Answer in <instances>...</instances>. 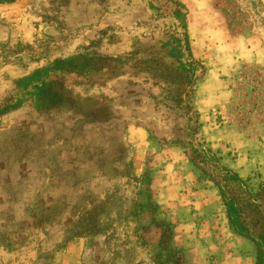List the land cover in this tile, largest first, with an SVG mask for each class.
I'll list each match as a JSON object with an SVG mask.
<instances>
[{
  "label": "rangeland",
  "instance_id": "374dc122",
  "mask_svg": "<svg viewBox=\"0 0 264 264\" xmlns=\"http://www.w3.org/2000/svg\"><path fill=\"white\" fill-rule=\"evenodd\" d=\"M261 185L264 0H0V264H264Z\"/></svg>",
  "mask_w": 264,
  "mask_h": 264
},
{
  "label": "trees",
  "instance_id": "16d2710c",
  "mask_svg": "<svg viewBox=\"0 0 264 264\" xmlns=\"http://www.w3.org/2000/svg\"><path fill=\"white\" fill-rule=\"evenodd\" d=\"M167 7H169V4H166ZM150 81V80H149ZM187 84H194L195 81H193V79H187L186 80ZM188 91H190V94L194 91V88H190ZM149 97L152 99V101H150L149 103L152 104V106H150V110H152V117H151V121H149L147 123V125L150 127L151 131H153V133L160 138V140H166L168 141V143H172V144H184L185 146V152L188 153L187 147H186V143L191 144L193 139H199V137L197 136L199 130L198 128L200 127V113L199 111H195L194 113H190L191 112V108L192 106L190 105V103H185L184 101V93H183V88L181 89V91L178 94V99L176 100L175 97L171 98V96L169 94H165L164 88L161 85L160 81L157 79H154L152 81V85L149 89ZM176 102V105L172 104ZM172 104V105H171ZM178 104V106H177ZM175 108L179 109L181 111V114L177 113L175 111ZM180 117H186L187 119H189V121L195 119L196 123L198 124L197 127H192V125H190V129H192L193 131V139L190 142H186L184 140V132L186 131V129H184L180 124L178 119ZM147 118V117H146ZM205 141H200L198 143V149H196L194 152L196 154V156H198L199 158H203V162L202 163H207L208 158L205 157V153L207 152V150L204 147ZM192 161L195 163L196 159H192ZM198 162V161H197ZM217 168H220V170H224L225 167L224 166H219L216 165ZM202 171L209 175L212 176V174L208 173V171L204 168H202ZM225 174L227 175H234V179H237V173H234L231 169H225ZM223 173L222 176H225V178L223 177V181L228 182V180L230 179L229 177H227V175H225ZM214 178H216L215 176H213ZM217 185L219 186L220 190H221V194H222V198L224 199V201L226 202V205L230 204L228 203L227 199H226V192L224 190V185L222 184V180H218L216 181ZM244 185V184H243ZM245 190H247V186L244 185ZM264 185H261L260 188H263ZM228 216L230 221L232 222V224L234 223L233 220L234 218L232 217V213H231V209L228 210ZM235 229H237V227L235 226V224H233ZM259 246V242L257 244ZM260 247V246H259ZM258 258L261 260V251L260 253H258ZM262 261V260H261ZM176 264H183V256L180 257L179 261L175 262Z\"/></svg>",
  "mask_w": 264,
  "mask_h": 264
}]
</instances>
